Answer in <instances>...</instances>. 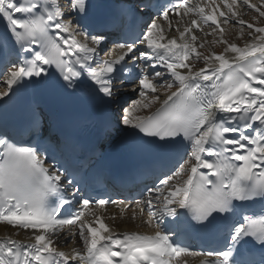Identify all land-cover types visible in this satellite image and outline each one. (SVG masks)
<instances>
[{
	"label": "snow or ice",
	"instance_id": "1",
	"mask_svg": "<svg viewBox=\"0 0 264 264\" xmlns=\"http://www.w3.org/2000/svg\"><path fill=\"white\" fill-rule=\"evenodd\" d=\"M223 2L236 17L237 0ZM245 6L264 17L249 0ZM91 7L89 0H0V222L30 230L33 241H0V264H173L182 255L203 256L200 264H264V26L237 20L250 42L223 41V52L204 55V67L193 71L186 61L196 47L186 34L197 19L175 29L180 43L165 38L162 21L172 30L169 13L184 9L219 28L214 13L186 0L166 7L122 0L98 31L81 22ZM147 10L158 14L145 20ZM109 33L124 42L113 43L117 56L102 59ZM229 52L236 55L229 59ZM128 83L138 98L107 115ZM158 89L167 94L161 98ZM27 93L10 121V107ZM41 99L98 113L92 138L85 143L81 130L70 123L58 129L53 119L49 128L59 139H43ZM100 139L160 162L150 173L157 182L144 185L136 201L153 234L115 233L99 217L98 227L81 219L90 204L117 203L92 194L107 165V154L92 160ZM165 218L168 233L160 227ZM61 232L78 235L83 248L59 250ZM201 235L223 243L205 250L187 242Z\"/></svg>",
	"mask_w": 264,
	"mask_h": 264
},
{
	"label": "bare ground",
	"instance_id": "2",
	"mask_svg": "<svg viewBox=\"0 0 264 264\" xmlns=\"http://www.w3.org/2000/svg\"><path fill=\"white\" fill-rule=\"evenodd\" d=\"M228 3H231V0H228ZM243 3V0H237V3L235 5H233V10L237 12V16L236 17H232L230 15V13H228L227 8L224 5L223 0H192L191 2H189L188 4L191 5H199L200 7H204L205 8V14H215L217 16V23L220 25L219 28L216 27V25H212L211 27H209L206 24L200 23L199 18L194 16V14L189 13L187 15H184V9H180V15H176V13L170 14L169 18L172 21V30L168 29V21H162V24L164 26L165 29V38H172L175 37L177 39V42L180 43V37H179V33L177 31H175V29L177 27L180 28V30L182 31L184 27L186 26H190L191 23V19L195 18L198 21V26L196 28H192L191 29V34H186L188 36V43L192 46L196 47V50L198 48V43L201 44L202 39L208 40V38H206V36L210 33H215L218 32L219 35L222 34L223 36V40L227 41L229 43L228 40V34L229 32L225 31V28H231V24L238 26L239 24L236 23L237 20L239 19H243L244 21H246L248 23V18H246V16L248 15L247 11V6L245 7H241ZM250 4H255L258 7L262 8L264 10V0H249ZM223 11L226 13V16L221 17L219 15V13ZM225 19H228L230 21V23L225 24L223 21ZM261 21V20H260ZM211 23V22H209ZM264 25V24H263ZM236 30L242 33V31H245L243 29H239L236 28ZM235 33V31H234ZM237 34V33H236ZM191 35H195L197 37V39L195 41H192L191 39ZM218 35V36H219ZM242 36V34H241ZM238 37V36H236ZM220 40V39H219ZM231 41V40H230ZM240 39H235L234 38V43L237 44V46L239 47H244L247 43H249V38L246 40L242 39V43H240ZM231 43V42H230ZM203 44V42H202ZM227 45L224 43V47H226ZM224 49V48H223ZM223 49L220 53L223 52ZM213 53L218 54L217 52H212L209 56H211ZM194 53H192L190 55V58L188 61H186V63H189L192 67L193 71H198L200 68L204 67V63L201 64L199 67H193L194 64L191 61L192 58L191 56H193ZM227 58L231 59L232 57H234L236 54L234 53H227L225 54ZM160 70H164V69H160ZM179 71H181V74H187L188 69H179ZM132 87L121 90L120 92L122 94H118L117 99L120 100L123 97H132L131 99H137V95H134L132 93ZM4 91V88H0V92ZM160 93V91H158ZM161 98H163L166 94H160ZM131 103H129L130 105ZM126 206L123 205H119V206H111V207H102V208H92V209H88L85 212V216L82 217L81 219L87 220L89 223L93 224V226H97L98 224L96 223V218L99 217L105 224L106 226L115 233H127V232H139L142 234H152L155 230L156 227L154 225H147V224H143L142 220H141V216L139 214V207L137 204L132 205L129 209H125ZM133 212L136 213V218L129 220L132 217ZM90 213H95V215H92ZM120 219H126V221H124L121 224H118ZM143 219H147L146 214L144 215ZM166 222L169 223V219L170 218H165ZM102 234H107V233H102ZM72 236L70 233L68 235H64V232L60 233V241H59V245L58 248L61 251H65V252H71L73 247H76L78 249L83 248V243L79 242L77 243L76 241L79 239L78 235L76 236L75 239L72 238V240L66 244L65 242V237H69ZM5 238H11L14 240H19V241H23V242H33L31 237H30V230H23V229H17L15 227H8L5 225H0V239H5ZM198 257L196 256H191V255H182L180 257H176L175 261L178 260L181 262V264H195L198 261Z\"/></svg>",
	"mask_w": 264,
	"mask_h": 264
},
{
	"label": "rangeland",
	"instance_id": "3",
	"mask_svg": "<svg viewBox=\"0 0 264 264\" xmlns=\"http://www.w3.org/2000/svg\"><path fill=\"white\" fill-rule=\"evenodd\" d=\"M261 10H263V9L261 8ZM246 18H248V20H249L248 23H254L257 27L264 26L263 25L264 24V17H259V15L255 11V9L248 10V15L246 16ZM231 25L232 26H231V28H228V31H227V28H225V31L229 32V34H228L229 43L230 42L234 43V38L237 40L240 39L241 40L240 43H242V39H245V38H246V40L248 39V37L246 35V33L248 31L246 25L243 27L241 25L236 26L237 24H235V25L231 24ZM236 28L243 29L245 31H242V33H241L240 30L238 32L236 30ZM234 31H235V33H234ZM241 34H242V36H241ZM218 35H219L218 32L210 33L206 36V38H208V40L205 41V39H202L201 44L198 43V48L196 50V53H194V55L192 56L193 59L191 60L194 64L193 67H196V66L199 67L201 64L204 63L203 59H202V57L204 55H210L212 52H217L218 54H220V52L224 48V42H223L224 40H223L222 34H220L219 36ZM236 36H238V37H236ZM202 42H203V44H202ZM172 90H174V89H172ZM158 91H160L159 94H167V91L165 89H158ZM129 220H132V217ZM124 221H126V219H120L118 224H121Z\"/></svg>",
	"mask_w": 264,
	"mask_h": 264
}]
</instances>
